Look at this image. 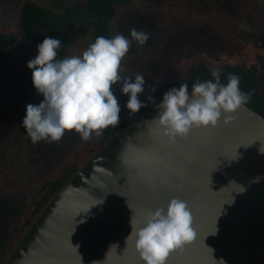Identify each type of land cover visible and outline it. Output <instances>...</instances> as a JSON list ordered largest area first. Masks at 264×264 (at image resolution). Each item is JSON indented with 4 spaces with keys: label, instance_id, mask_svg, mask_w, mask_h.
Masks as SVG:
<instances>
[{
    "label": "water",
    "instance_id": "obj_1",
    "mask_svg": "<svg viewBox=\"0 0 264 264\" xmlns=\"http://www.w3.org/2000/svg\"><path fill=\"white\" fill-rule=\"evenodd\" d=\"M157 111L153 106L93 153L3 264H140L125 241L133 210L174 196L188 201L197 236L167 264H264V116L245 104L228 125L168 143L148 130Z\"/></svg>",
    "mask_w": 264,
    "mask_h": 264
},
{
    "label": "rangeland",
    "instance_id": "obj_2",
    "mask_svg": "<svg viewBox=\"0 0 264 264\" xmlns=\"http://www.w3.org/2000/svg\"><path fill=\"white\" fill-rule=\"evenodd\" d=\"M27 0H3L0 27L14 24ZM62 12L74 0H31ZM112 36L130 38V29L148 34L140 46L132 42L122 60L120 75H143L146 84L158 86L182 76V61L204 54L219 59L222 54L241 53L240 39L258 42L264 32V0H131L118 7L109 21ZM76 40L65 48L61 59L81 55L95 40L89 22L77 28ZM32 46L25 56L13 55L0 62V259L11 243L21 216L50 174L83 141L74 131H66L58 142L33 144L22 120L27 104H38L27 61L34 58ZM264 58H260V68ZM258 94L264 98V79L256 73ZM119 103L127 100L119 86H113ZM149 88H145V92Z\"/></svg>",
    "mask_w": 264,
    "mask_h": 264
},
{
    "label": "clouds",
    "instance_id": "obj_3",
    "mask_svg": "<svg viewBox=\"0 0 264 264\" xmlns=\"http://www.w3.org/2000/svg\"><path fill=\"white\" fill-rule=\"evenodd\" d=\"M148 39L146 32L132 28L130 38L123 34L111 38L97 36L81 55L57 59L61 41L45 36L36 46L35 57L27 61L36 94L43 97L38 104L29 103L25 107L22 126L31 142H58L66 131H74L87 141L118 125L122 108L132 116L146 107L139 97L146 87L155 92L156 86L147 85L143 75L122 77L120 71L132 42L143 46ZM211 77L197 80L190 91L187 83L171 87L158 103L151 95L147 96L146 100L158 109L146 121L149 132L175 143L193 129L231 123L232 114L250 100L251 93L241 90L237 74L229 73L227 82L222 83L220 67L211 70ZM116 85L120 94L127 96L123 106L115 93ZM259 179L256 177L257 182ZM176 187L180 189V185ZM91 207L81 212L86 213ZM129 223L131 231L125 238L126 245L132 241L140 264H167L170 253L197 236L192 208L179 196L170 198L163 206L144 208L138 213L133 210ZM113 247L117 245H110L106 259Z\"/></svg>",
    "mask_w": 264,
    "mask_h": 264
},
{
    "label": "trees",
    "instance_id": "obj_4",
    "mask_svg": "<svg viewBox=\"0 0 264 264\" xmlns=\"http://www.w3.org/2000/svg\"><path fill=\"white\" fill-rule=\"evenodd\" d=\"M130 2L131 0H74L65 10L57 12L52 8L27 0L21 6L16 22L7 27H0V62L13 55L25 56L32 46L37 49V44L42 42L45 36H51L61 41V48L57 55V59H61L65 48L76 40L77 28L83 27L89 22L94 24L95 38L97 36L111 38L113 28L109 21L116 15L119 6ZM2 3L3 0H0V8ZM240 42L241 53L232 56L224 53L219 59H214L201 54L197 58L185 59L182 61L181 77L172 82H162L156 86L155 92L149 90L140 95L139 98L146 102V107L141 108L138 113L132 116L128 115V110L122 108L118 125L105 129L103 135L99 137L93 135L89 140H83L79 146L72 150L56 171L50 174L43 185L35 191L25 213L20 218L11 243L0 259V264L4 263L39 211L66 180L113 136L156 105L148 102L147 96L151 95L158 103L162 99L163 93L171 87H179V84L187 83L190 88L197 80L212 79L211 70L220 67L221 82H227L226 77L229 73L237 74L240 78L241 90L251 93V98L246 104L264 116V98L258 94L256 80L257 72H260V76L264 79V67L260 68V58H264V32L257 43L243 37Z\"/></svg>",
    "mask_w": 264,
    "mask_h": 264
}]
</instances>
